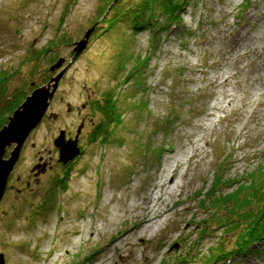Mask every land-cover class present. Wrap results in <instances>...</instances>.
<instances>
[{"label": "rangeland", "instance_id": "374dc122", "mask_svg": "<svg viewBox=\"0 0 264 264\" xmlns=\"http://www.w3.org/2000/svg\"><path fill=\"white\" fill-rule=\"evenodd\" d=\"M107 2L0 0V73H12L2 98L66 67L0 200L4 264H264V236L209 259L241 220L214 194L264 174V0H187L179 21L157 29L123 18L109 27ZM106 92L118 118L89 139ZM60 129L80 149L65 164ZM168 163L175 183L155 189ZM145 200L164 212L156 227L139 226Z\"/></svg>", "mask_w": 264, "mask_h": 264}, {"label": "trees", "instance_id": "16d2710c", "mask_svg": "<svg viewBox=\"0 0 264 264\" xmlns=\"http://www.w3.org/2000/svg\"><path fill=\"white\" fill-rule=\"evenodd\" d=\"M101 10V20L107 22L109 27H113L119 19L128 21L131 28L139 26H150V28H161L169 22H176L180 20L179 12L184 7L187 0H107ZM245 6L242 5L241 9ZM154 37V34H153ZM45 49V48H44ZM49 49V48H46ZM41 52V51H40ZM37 56V55H36ZM144 59V58H143ZM140 63V62H139ZM137 65L131 67L129 74L135 70ZM11 72L6 70L0 73V128L7 122L8 116L13 110L22 102L28 95V92L23 88L6 99L2 96L4 94V87L9 82ZM30 89V88H29ZM3 100V103H2ZM6 100V101H5ZM114 98L112 93L106 92L103 102L93 103V110H97L101 114L99 120L89 132V139L95 135L105 134V123L112 124L117 118V112L114 108ZM259 175L253 176L249 181L244 182L238 180L235 182L237 186L230 190L216 195L213 206L224 205L225 210L228 212H241V216L236 228L239 229L234 242L226 247L216 246L214 249V257L225 258L226 255L233 251L243 252L246 250L247 245L255 241L257 238L264 236V174L258 172ZM241 182V183H240ZM254 202L253 210L249 211L245 207L247 199ZM249 200V201H250ZM217 223L221 221L217 220ZM216 223V224H217ZM225 223V222H224ZM212 252V253H213ZM211 260L208 264H210Z\"/></svg>", "mask_w": 264, "mask_h": 264}, {"label": "water", "instance_id": "95a60500", "mask_svg": "<svg viewBox=\"0 0 264 264\" xmlns=\"http://www.w3.org/2000/svg\"><path fill=\"white\" fill-rule=\"evenodd\" d=\"M94 28L95 26L89 28L85 33V37L76 42L74 47L76 55L86 48ZM64 60V57L57 59L50 66V70L53 72L61 67ZM65 71L66 67L62 68L58 74L51 76L47 83L41 84L30 91L25 99L10 113L7 122L0 128V200L5 192L9 174L18 161L19 156H21L22 144L45 114L49 101L52 99L59 80H61ZM53 143L58 149L57 160L63 164L72 159L79 151V147L76 145V134L72 138L65 137L63 129L59 130L58 135L53 139ZM11 145L12 149L9 155L4 157L6 148ZM45 163L38 162L33 165L31 171H34V174L44 171ZM0 264H4L2 254H0Z\"/></svg>", "mask_w": 264, "mask_h": 264}, {"label": "bare ground", "instance_id": "6f19581e", "mask_svg": "<svg viewBox=\"0 0 264 264\" xmlns=\"http://www.w3.org/2000/svg\"><path fill=\"white\" fill-rule=\"evenodd\" d=\"M50 69V67H49ZM51 71V70H50ZM52 73V71H51ZM60 81V80H59ZM59 84V83H58ZM32 85V83H31ZM39 86V85H38ZM37 87V86H36ZM35 88V87H34ZM33 88V89H34ZM32 89V90H33ZM31 90V91H32ZM50 102V101H49ZM41 121V120H40ZM39 124V123H38ZM37 124V125H38ZM25 142V141H24ZM24 144V143H23ZM23 146V145H22ZM172 164L171 163H168L166 166H165V169H160V173H159V176L157 178V181L156 183L154 184V187L155 189L159 186H161L162 184H166V187L168 186L169 184V187L171 185H173L175 183V179H176V174L174 172H172ZM33 174H34V171H32ZM169 172L168 175H166L167 173ZM158 196V195H157ZM148 200H145V202L142 204V206H139V209H140V215H139V226L140 227H149L151 223H154V226L153 227H156L157 226V222L153 221L154 219H156L157 217L161 216L162 214H164V212L162 211H155L156 209H152L150 208V206H148L146 204ZM168 207V206H167ZM76 235H78V237L84 235L85 239L87 240L89 238V236H91V232H85L81 229H77L75 232H74ZM124 235L121 234V237H123ZM66 252H67V249H66ZM121 255V254H120Z\"/></svg>", "mask_w": 264, "mask_h": 264}]
</instances>
